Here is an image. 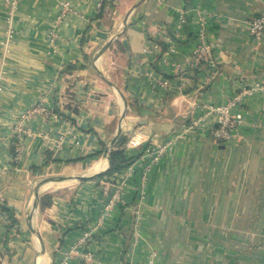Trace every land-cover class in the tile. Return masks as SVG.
Masks as SVG:
<instances>
[{
  "label": "crops",
  "instance_id": "crops-1",
  "mask_svg": "<svg viewBox=\"0 0 264 264\" xmlns=\"http://www.w3.org/2000/svg\"><path fill=\"white\" fill-rule=\"evenodd\" d=\"M62 1L75 11L56 24ZM99 1L19 0L3 60L9 14L0 0V207L7 218L0 217V264H59L86 233L92 264H131L133 256V264H149L151 250L160 264H264V100L248 99L255 118L230 141L189 127L200 111L192 99L223 102L243 85L264 83V33L255 38L247 25L264 15V0ZM179 9L186 22L176 32ZM200 10L215 67L187 64ZM164 36L175 47L173 64H162L151 46L165 48ZM151 70L183 76L184 86L156 89ZM120 123L132 153L182 135L151 165L145 199H134L135 175L126 181V203L102 217L105 176L51 182L65 185L52 187L43 206L42 188L31 229L27 215L43 174L106 171L104 151ZM97 160L106 165L79 172ZM66 264L82 259L73 253Z\"/></svg>",
  "mask_w": 264,
  "mask_h": 264
},
{
  "label": "built area",
  "instance_id": "built-area-1",
  "mask_svg": "<svg viewBox=\"0 0 264 264\" xmlns=\"http://www.w3.org/2000/svg\"><path fill=\"white\" fill-rule=\"evenodd\" d=\"M8 7V27L2 44V58L5 60V56L9 50V46L14 42V31L11 27V20L14 12L17 9L19 0H3ZM159 4L163 3L164 0H156ZM101 4V0L98 2V6ZM75 9L67 1L60 3L59 13L55 17V23H61L66 15L70 12H74ZM179 17L176 24V32L186 22V16L183 10L179 9ZM207 22V13L200 10L197 11V38L196 45L190 56L187 58V64L189 67H201L203 65L215 67L214 57L212 53L211 44L207 41L205 30ZM248 29L251 35L255 38H260L264 33V15H253L247 20ZM176 35V33H175ZM50 43L53 47H56V41H58V33L51 30L48 34ZM167 40L165 48L162 47L157 41L151 42V46L154 51L160 54V62L164 65L171 62L173 64L172 54L175 52L174 44L172 39L169 37H163ZM205 63V64H204ZM147 75L150 78L152 86L156 89H165L169 91H181L184 86L183 76L180 78L172 79L166 75L163 71H149ZM207 75H205L206 77ZM203 79V78H202ZM256 94H260L262 100H264V83L260 81H254L249 85H243L238 90L233 92L230 97L223 102H203L197 99H192L190 104L194 109H199L197 113L190 119L189 127H203L209 130L210 135L217 141H230L239 135V129L247 122L253 120L252 110L248 107V99ZM36 112H47V109L43 106H37L33 109ZM31 112V111H30ZM44 138L48 139V135L44 134ZM182 135L170 138L164 143L150 144L145 146L139 157L134 161L126 165L120 173H113L112 175L105 176L102 178V196L104 201V212L102 217L110 215V213L120 204L126 203L125 198V186L126 181L129 178L136 179L134 185V199L137 203H141L145 197V187L148 172L150 171L151 165L154 164L162 155L170 152L171 147L175 144L178 138ZM56 146L61 148L63 137L60 136ZM134 143V140H129L128 144ZM19 156L17 149L14 159L16 160ZM6 213L0 207V217L5 219ZM89 233L84 234L79 240L75 247L71 250L66 251L63 255L62 260L59 264H66L71 258L72 254L79 255L82 259V264H92L94 260L93 253L88 249L84 248ZM135 258L133 256L131 264H133ZM147 261L149 264H160L156 261V252L151 250L148 254Z\"/></svg>",
  "mask_w": 264,
  "mask_h": 264
},
{
  "label": "water",
  "instance_id": "water-1",
  "mask_svg": "<svg viewBox=\"0 0 264 264\" xmlns=\"http://www.w3.org/2000/svg\"><path fill=\"white\" fill-rule=\"evenodd\" d=\"M140 1H142V0H140ZM135 6L136 5H134V7ZM114 38L115 37H112L109 40V42L106 43L101 48V51L106 49L109 46V44L113 41ZM129 133H130V131L126 130L121 123L118 125V129H117L115 135L112 137V139L106 145V148H105V151H104V156L107 158L108 164H110V160H109V151H110V149H115L118 146L124 144V142L126 141ZM101 172H103V171H97L94 174L89 175V176L81 175V174L80 175H72V174L71 175H53V176H48V177H45V178L41 179L35 186L34 198H33V201L31 203V206H30V209H29L28 215H27L28 223H29L30 228L33 229L32 225H31L32 215H33L34 211L37 209L38 200H39V197H40V194H41V190H42V188H43V186L45 184L51 183V182H64V181L84 180V179L89 178V177H94V176L100 174ZM40 243H41V249L40 250L43 251L44 250V245H43L42 240H40ZM2 256H3V253L0 250V257H2Z\"/></svg>",
  "mask_w": 264,
  "mask_h": 264
},
{
  "label": "trees",
  "instance_id": "trees-1",
  "mask_svg": "<svg viewBox=\"0 0 264 264\" xmlns=\"http://www.w3.org/2000/svg\"><path fill=\"white\" fill-rule=\"evenodd\" d=\"M141 149L136 153L127 151L123 144L115 149H111L109 152L110 164L106 171L100 173L96 178H102L104 176L112 175L113 173H120L127 164L134 162L140 155ZM51 195L49 193L44 194L41 199V204H49Z\"/></svg>",
  "mask_w": 264,
  "mask_h": 264
},
{
  "label": "bare ground",
  "instance_id": "bare-ground-1",
  "mask_svg": "<svg viewBox=\"0 0 264 264\" xmlns=\"http://www.w3.org/2000/svg\"><path fill=\"white\" fill-rule=\"evenodd\" d=\"M105 165H106V161L105 160H97L95 162H92L91 165L89 166V168L87 169V173L97 171L98 169L103 168ZM50 185H51V183L45 184L43 186V189L48 188ZM43 258H44V255H43ZM41 264H46V260L44 259L43 262H41Z\"/></svg>",
  "mask_w": 264,
  "mask_h": 264
},
{
  "label": "rangeland",
  "instance_id": "rangeland-1",
  "mask_svg": "<svg viewBox=\"0 0 264 264\" xmlns=\"http://www.w3.org/2000/svg\"><path fill=\"white\" fill-rule=\"evenodd\" d=\"M89 166H90V165H88L87 167H85V169L80 170L79 172H83V173H84L85 170L89 168ZM43 176L48 177V176H50V175L47 176V174H45V175L43 174ZM71 184H72V183H71ZM71 184L69 183V185H71ZM73 184H74V183H73ZM63 185H65V184H55V186H63ZM66 185H68V184H66ZM55 186H54V185L49 186L48 188L43 189L42 192H43V193L51 192V190L53 189L52 187H55Z\"/></svg>",
  "mask_w": 264,
  "mask_h": 264
}]
</instances>
